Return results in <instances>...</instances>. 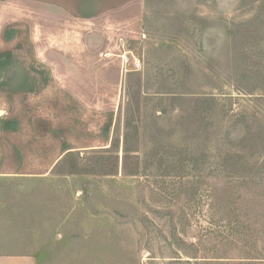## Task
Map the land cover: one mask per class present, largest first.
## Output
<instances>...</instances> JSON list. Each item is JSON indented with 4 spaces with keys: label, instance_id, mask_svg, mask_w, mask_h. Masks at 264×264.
Returning <instances> with one entry per match:
<instances>
[{
    "label": "rangeland",
    "instance_id": "rangeland-1",
    "mask_svg": "<svg viewBox=\"0 0 264 264\" xmlns=\"http://www.w3.org/2000/svg\"><path fill=\"white\" fill-rule=\"evenodd\" d=\"M142 7L112 141L49 178L36 264H264V0Z\"/></svg>",
    "mask_w": 264,
    "mask_h": 264
},
{
    "label": "crops",
    "instance_id": "crops-1",
    "mask_svg": "<svg viewBox=\"0 0 264 264\" xmlns=\"http://www.w3.org/2000/svg\"><path fill=\"white\" fill-rule=\"evenodd\" d=\"M142 36V0H0V264H36L64 221L49 178L111 143L122 42Z\"/></svg>",
    "mask_w": 264,
    "mask_h": 264
},
{
    "label": "built area",
    "instance_id": "built-area-1",
    "mask_svg": "<svg viewBox=\"0 0 264 264\" xmlns=\"http://www.w3.org/2000/svg\"><path fill=\"white\" fill-rule=\"evenodd\" d=\"M124 59V64H127L128 59L126 57L123 58ZM135 65H138V63L134 62Z\"/></svg>",
    "mask_w": 264,
    "mask_h": 264
}]
</instances>
